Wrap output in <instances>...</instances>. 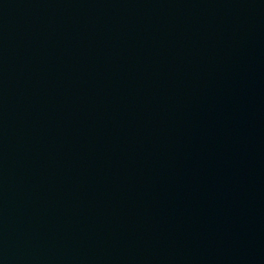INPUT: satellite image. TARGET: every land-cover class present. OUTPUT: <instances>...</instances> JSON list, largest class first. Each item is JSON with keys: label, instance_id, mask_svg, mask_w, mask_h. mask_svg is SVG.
Returning <instances> with one entry per match:
<instances>
[{"label": "water", "instance_id": "water-1", "mask_svg": "<svg viewBox=\"0 0 264 264\" xmlns=\"http://www.w3.org/2000/svg\"><path fill=\"white\" fill-rule=\"evenodd\" d=\"M242 0H0V264H241Z\"/></svg>", "mask_w": 264, "mask_h": 264}]
</instances>
